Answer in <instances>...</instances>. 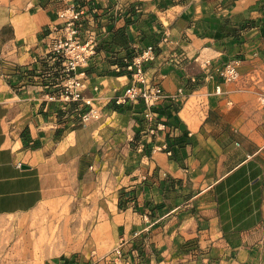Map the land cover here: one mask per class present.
<instances>
[{"label": "crops", "instance_id": "0c3cea01", "mask_svg": "<svg viewBox=\"0 0 264 264\" xmlns=\"http://www.w3.org/2000/svg\"><path fill=\"white\" fill-rule=\"evenodd\" d=\"M73 12L74 38L96 42L75 72L99 111L85 123L45 54ZM149 46L145 75L168 99L153 137L139 106H107L128 81L113 64ZM233 59L239 79L222 83ZM263 100L264 0H0V217L73 195L112 204L86 214L103 239L46 264H264ZM164 142L171 157L151 150Z\"/></svg>", "mask_w": 264, "mask_h": 264}, {"label": "built area", "instance_id": "2783aa9c", "mask_svg": "<svg viewBox=\"0 0 264 264\" xmlns=\"http://www.w3.org/2000/svg\"><path fill=\"white\" fill-rule=\"evenodd\" d=\"M78 20L79 14L73 12L65 21L63 35L50 38L45 50V54L53 62L59 63L57 72L65 78V85L62 87L59 96L64 102H82L81 88L83 83L75 76V72L77 68L86 67L91 58L96 55L95 40L74 38L77 34ZM154 58V48L149 46L132 59L124 58L114 63V71L126 76L128 81L119 94L113 96L107 103V106L111 109H128L129 107L139 106L138 114L141 130L150 137L155 136L158 131L164 129V123L158 118V106L168 100L161 87L150 82L145 75L146 66ZM238 66L239 60L237 59L224 62L215 69L217 78L222 83L236 82L239 79ZM215 93L220 94V85L215 87ZM180 95L186 96V93L181 91ZM176 98L177 96H172L170 100ZM82 103L88 107L81 116L83 123L99 116V111L90 102L85 101ZM151 150L163 151L168 157L172 156L171 146L167 142L154 146ZM120 246L121 243L111 252L115 258L120 256Z\"/></svg>", "mask_w": 264, "mask_h": 264}, {"label": "rangeland", "instance_id": "374dc122", "mask_svg": "<svg viewBox=\"0 0 264 264\" xmlns=\"http://www.w3.org/2000/svg\"><path fill=\"white\" fill-rule=\"evenodd\" d=\"M99 209L111 210L112 204L81 200L73 195L43 203L26 214L0 217V264L64 260L82 250L87 241H100L104 235L96 240L89 236L92 220L86 218L88 211ZM41 235L45 237L44 243L37 244Z\"/></svg>", "mask_w": 264, "mask_h": 264}, {"label": "bare ground", "instance_id": "6f19581e", "mask_svg": "<svg viewBox=\"0 0 264 264\" xmlns=\"http://www.w3.org/2000/svg\"><path fill=\"white\" fill-rule=\"evenodd\" d=\"M71 236V235H70ZM47 237V236H46ZM32 238V237H31ZM44 240H45V237L43 236V235H41L40 237H39V239H37L36 240V243L37 244H43L44 243ZM35 243V244H36Z\"/></svg>", "mask_w": 264, "mask_h": 264}, {"label": "trees", "instance_id": "16d2710c", "mask_svg": "<svg viewBox=\"0 0 264 264\" xmlns=\"http://www.w3.org/2000/svg\"><path fill=\"white\" fill-rule=\"evenodd\" d=\"M116 110H119L118 108H115Z\"/></svg>", "mask_w": 264, "mask_h": 264}]
</instances>
